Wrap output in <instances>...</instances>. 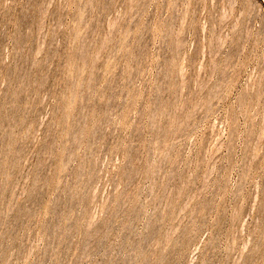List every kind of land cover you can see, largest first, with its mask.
Returning a JSON list of instances; mask_svg holds the SVG:
<instances>
[{"label": "rangeland", "instance_id": "rangeland-1", "mask_svg": "<svg viewBox=\"0 0 264 264\" xmlns=\"http://www.w3.org/2000/svg\"><path fill=\"white\" fill-rule=\"evenodd\" d=\"M0 264H264V0H0Z\"/></svg>", "mask_w": 264, "mask_h": 264}]
</instances>
